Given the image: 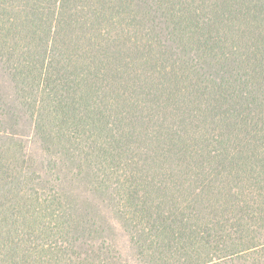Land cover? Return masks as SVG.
<instances>
[{"label":"trees","instance_id":"1","mask_svg":"<svg viewBox=\"0 0 264 264\" xmlns=\"http://www.w3.org/2000/svg\"><path fill=\"white\" fill-rule=\"evenodd\" d=\"M0 70V264H121L67 166L135 264H264V0H0Z\"/></svg>","mask_w":264,"mask_h":264},{"label":"rangeland","instance_id":"2","mask_svg":"<svg viewBox=\"0 0 264 264\" xmlns=\"http://www.w3.org/2000/svg\"><path fill=\"white\" fill-rule=\"evenodd\" d=\"M11 83L7 76L0 70V93L5 101L11 96ZM27 139L29 150L42 160L46 156L40 151L37 144L33 143L25 130L20 131ZM69 166L60 169L59 178L63 180L62 187L67 190L68 200L75 209V213L80 218H85L86 214L95 217L103 228V239L112 245L114 251L122 259L121 264H135L134 253L129 246L128 236L124 232V228L117 222L114 215L109 213L105 208V203L109 197L101 192L89 190L87 183H82L77 179H70V174L66 171ZM220 264H253L238 259L224 260Z\"/></svg>","mask_w":264,"mask_h":264}]
</instances>
